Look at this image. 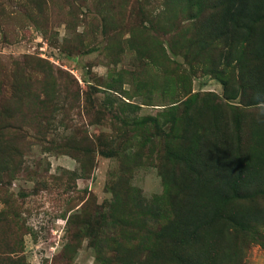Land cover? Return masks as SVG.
Here are the masks:
<instances>
[{
    "label": "rangeland",
    "instance_id": "374dc122",
    "mask_svg": "<svg viewBox=\"0 0 264 264\" xmlns=\"http://www.w3.org/2000/svg\"><path fill=\"white\" fill-rule=\"evenodd\" d=\"M0 264H264V0H0Z\"/></svg>",
    "mask_w": 264,
    "mask_h": 264
}]
</instances>
